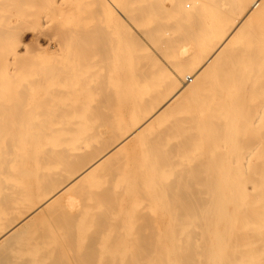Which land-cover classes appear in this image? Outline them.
<instances>
[{
  "label": "bare ground",
  "instance_id": "bare-ground-1",
  "mask_svg": "<svg viewBox=\"0 0 264 264\" xmlns=\"http://www.w3.org/2000/svg\"><path fill=\"white\" fill-rule=\"evenodd\" d=\"M0 264H264V0H0Z\"/></svg>",
  "mask_w": 264,
  "mask_h": 264
},
{
  "label": "rangeland",
  "instance_id": "rangeland-1",
  "mask_svg": "<svg viewBox=\"0 0 264 264\" xmlns=\"http://www.w3.org/2000/svg\"><path fill=\"white\" fill-rule=\"evenodd\" d=\"M187 7H188V5H187ZM118 18H119V16H118ZM118 19H116V21H117ZM115 22V21H114ZM116 23V22H115ZM34 40H36L35 39V37H34V32H33V30L32 29H30V30H27L26 32H25V34H24V36H23V43L25 44V45H27L28 47H32V46H35L36 45V41H34ZM40 45H41V47L42 48H44V50L45 51H47V52H50V53H52L54 50H55V47H54V45L53 44H48V43H43V42H40L39 43ZM53 45V46H52ZM194 77H191V80L193 79ZM189 81H190V79H189ZM190 83V82H189Z\"/></svg>",
  "mask_w": 264,
  "mask_h": 264
}]
</instances>
